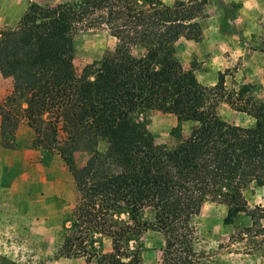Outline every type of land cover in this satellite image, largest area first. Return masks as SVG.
Returning <instances> with one entry per match:
<instances>
[{
  "label": "trees",
  "instance_id": "trees-1",
  "mask_svg": "<svg viewBox=\"0 0 264 264\" xmlns=\"http://www.w3.org/2000/svg\"><path fill=\"white\" fill-rule=\"evenodd\" d=\"M207 3H31L17 25L0 34V73L13 82L0 102V142L14 148L25 120L32 147L59 155L79 196L59 256L140 264L139 245L133 243L145 227L137 217L150 207V227L164 239L163 264H196L191 219L207 201L226 206L224 224L244 214L264 238V206L250 208L243 194L251 185L264 186V100L250 94L249 84L228 91L223 73L216 84L202 85L176 56L179 39H200ZM101 26L115 38L114 51L95 70L87 65L78 75L73 37ZM221 102L250 117L251 124L221 119ZM147 110L172 114L178 125H196L187 135L174 127L175 144L159 145L136 118ZM100 140L106 143L103 152ZM79 152L86 155L81 165ZM102 239L109 241L107 252Z\"/></svg>",
  "mask_w": 264,
  "mask_h": 264
},
{
  "label": "rangeland",
  "instance_id": "rangeland-1",
  "mask_svg": "<svg viewBox=\"0 0 264 264\" xmlns=\"http://www.w3.org/2000/svg\"><path fill=\"white\" fill-rule=\"evenodd\" d=\"M63 1L0 0V34L17 25L29 4L52 6ZM162 1L167 4L174 2ZM213 2L215 4L208 8L209 14H206L207 18H202V24H220L227 32L226 43L231 46L238 41L237 46H242L244 51L233 66L224 70V85L228 91L237 90L243 84L252 85L250 94L258 100H264V84L261 82L264 77V0ZM183 43L182 39L175 44L176 56L182 67L192 68L201 84H216L219 73L212 83V77L204 78L201 65L196 60H184L183 51L187 46ZM115 45V38L104 26L76 33L73 37V66L76 74L79 75L87 65L95 70L101 60L113 53ZM132 52L137 56L141 51L134 49ZM244 61L257 64L259 70L256 66L244 68ZM12 90V78L0 73V102ZM217 112L221 119L232 124L246 126L252 122L250 117L235 110L227 102H221ZM136 118L145 124L156 144L169 147L176 142L170 134L174 127L178 126L182 135H187L196 125L191 121L178 125L174 115L156 110L144 111ZM58 137H65L61 125ZM32 139V130L22 120L15 132L16 147L3 148L0 142V185L14 191H4V194L14 195L13 204L8 198H0V264H96L95 260L87 262L85 258L58 255L65 236L64 227L68 225L67 220L79 196L59 155L32 147ZM105 148V141L100 140L98 150L103 152ZM85 158L84 153H77V164H83ZM243 194L249 207L253 208L262 201L263 198H260L264 192L251 185ZM225 214L224 204L207 201L199 213L192 217L191 236L197 254L196 264H264V238L257 233L258 226L252 227L244 214L238 215L232 223L224 224ZM122 217L127 216L125 214ZM137 221L145 227L137 243H133L139 245L140 264H163L164 239L160 232L150 227L153 222L151 208H142ZM102 243L103 252L109 251V241L102 239Z\"/></svg>",
  "mask_w": 264,
  "mask_h": 264
},
{
  "label": "crops",
  "instance_id": "crops-1",
  "mask_svg": "<svg viewBox=\"0 0 264 264\" xmlns=\"http://www.w3.org/2000/svg\"><path fill=\"white\" fill-rule=\"evenodd\" d=\"M221 1L223 3H226L227 1L234 2L236 0H221ZM214 4L215 2H213V0H208V3L206 4V7H205L206 14H209L208 8ZM200 24H201V29H202L200 40L194 41V40H186V39L181 38L176 43H179L180 40L182 39L184 40L183 44L184 46H187L186 50L183 51L184 60L185 61L193 60V59L196 60L201 65L202 71L204 73V78L206 76L207 78L212 77L211 81H213L212 83H214L216 74L223 73L225 69L229 68L230 66H233V64L236 62L238 57L241 56L244 53V51H243L242 46H239V47L237 46L236 42L238 41L233 42L231 46H230V43H226L225 33L227 32L224 28L222 29V26L220 24H215L212 22L211 24L204 26L202 24V19L200 20ZM262 52H264V49L262 50ZM243 66L244 68H250L251 66H256L257 70H259V67L257 64H251L249 61H244ZM194 74H195V71H194ZM263 79L264 77L262 76V79H261L262 84H264L263 83L264 81H262ZM14 140H15V137H14ZM32 140H31V144H32ZM15 147H16V143H15ZM256 187L258 188V190H260V192L261 191L264 192V186H261V187L256 186ZM5 189H8V190H5ZM9 190L13 191V189H9L7 187H3L2 185H0V198H4L6 200L8 198V201L12 200V204H13L14 195L4 194V191L10 192ZM2 194L8 195V196L1 197ZM260 199H262V201H259L257 205L264 206V195H262ZM247 203L249 204V202ZM76 258H83V257H76Z\"/></svg>",
  "mask_w": 264,
  "mask_h": 264
}]
</instances>
